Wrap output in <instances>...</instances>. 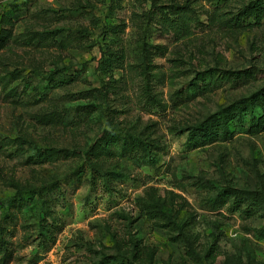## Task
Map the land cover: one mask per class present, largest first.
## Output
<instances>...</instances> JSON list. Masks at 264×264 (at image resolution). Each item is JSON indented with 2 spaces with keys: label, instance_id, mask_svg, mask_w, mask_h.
<instances>
[{
  "label": "rangeland",
  "instance_id": "374dc122",
  "mask_svg": "<svg viewBox=\"0 0 264 264\" xmlns=\"http://www.w3.org/2000/svg\"><path fill=\"white\" fill-rule=\"evenodd\" d=\"M2 15L0 203L20 191L0 205V264H264V0H0ZM249 100L224 135L187 139Z\"/></svg>",
  "mask_w": 264,
  "mask_h": 264
},
{
  "label": "trees",
  "instance_id": "16d2710c",
  "mask_svg": "<svg viewBox=\"0 0 264 264\" xmlns=\"http://www.w3.org/2000/svg\"><path fill=\"white\" fill-rule=\"evenodd\" d=\"M179 11L180 10L178 9V7L166 5V9L160 11V21L165 24V26H170L172 28H174L175 24H178L179 26H176V28L180 27L182 32H186L188 30L189 17L186 15V13H181ZM12 25L13 20L11 19V17L7 15H2L0 17V48H2L8 42L10 34L12 32ZM106 63L108 64V62ZM231 72L234 73V71ZM253 108L254 102L250 100L241 105L236 103H229L227 105L220 106L217 110L212 112L208 117H206L196 125L186 127L185 130L187 131V139L199 144L213 141L227 132L229 123L235 117L241 116L244 113H252ZM259 124H264V106L262 114L258 118H256V122H254L251 126H258ZM118 140L119 138L116 135L107 134L103 139V142L95 147L96 153H110L111 146L113 144H116ZM121 144L123 149L128 151L138 150L140 149V147H143V149L145 150L144 159L147 160V163H152L151 156H149V154L147 153L148 151L146 145L143 142L139 143L134 142L133 140H129L128 142H126V140H124L121 142ZM43 151L49 155H58V152H63L64 154L74 153V150L69 151L59 149L56 151L51 148H44ZM95 151L93 150V152ZM18 191H20V189ZM17 192H15L14 195L3 198L1 200L0 205L3 206L5 213H9L10 206L12 205L14 200L19 198L18 196H16ZM50 218V224L54 223L56 219H54V217L52 216ZM2 230L3 227L0 226V252L4 253L7 249V246L2 237ZM47 230L45 231V235L46 233H49ZM42 240H44V238H42Z\"/></svg>",
  "mask_w": 264,
  "mask_h": 264
}]
</instances>
